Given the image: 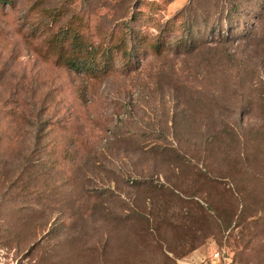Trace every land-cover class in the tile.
Segmentation results:
<instances>
[{
  "label": "rangeland",
  "instance_id": "rangeland-1",
  "mask_svg": "<svg viewBox=\"0 0 264 264\" xmlns=\"http://www.w3.org/2000/svg\"><path fill=\"white\" fill-rule=\"evenodd\" d=\"M55 9L67 11L52 23ZM72 16L103 47L132 32L107 76L59 60L49 36ZM171 187L178 197L166 200ZM156 196L186 226L162 230L161 257L119 250L123 231L100 209L140 198L149 212ZM86 206L94 217L72 233L70 210ZM215 252L214 264H264V0L0 4V264H182Z\"/></svg>",
  "mask_w": 264,
  "mask_h": 264
},
{
  "label": "trees",
  "instance_id": "trees-1",
  "mask_svg": "<svg viewBox=\"0 0 264 264\" xmlns=\"http://www.w3.org/2000/svg\"><path fill=\"white\" fill-rule=\"evenodd\" d=\"M2 3L12 5L13 0H0V4ZM66 11L67 10L63 9H55L54 11L48 13L47 16L52 20V23H54V21H57L59 17H63ZM72 17L73 18L64 27L60 28L58 32L50 34L49 36L51 37L50 42L53 43L54 48L58 49L59 60L62 61L70 70L81 73L92 79H100L107 76L109 74V63H111L112 57L111 49L113 48L117 51L123 49L122 45H125V43L131 39L132 32H126L127 34L122 37L124 39L119 42H115L111 48H108L107 46L103 47L99 44H93L87 37L83 36L80 33L82 23L81 18H79V16ZM182 45L185 47L187 45V41H183ZM158 48L159 46L157 45L156 49ZM136 187L137 192H140L139 185H136ZM158 190H161V188ZM158 190L155 189V192ZM176 192L177 190L173 187H171V189L165 188V199L170 200L171 198L174 199V197H178L175 196V194H178V192ZM148 199L150 202L147 203V205L152 206L149 212L145 206V201L147 199L143 200L137 198V200H134L131 204L129 201L125 202L119 199L123 206L118 214H111L108 209L106 214L104 210L100 209V215L101 219L113 221L114 225L123 231V235L117 240L119 250H123L124 247L125 249L127 247L130 249L131 247L136 250H149V252H151L150 249H153L155 250L154 252L161 257L162 230L174 229L175 227L183 226L185 224H180V218H171L172 215L167 214L166 212L167 208L161 212L164 207L162 204L160 206L161 200L157 196L154 200L150 198ZM138 201H140L141 204H133L135 202L138 203ZM164 203L167 204L166 202ZM93 210H95V206L71 209L69 214L71 222L68 224L67 229H69L72 233H81V230L83 231L82 223H86L94 217ZM211 211L213 213L217 212L214 209ZM203 213L204 212H202V214ZM207 214L209 213L205 211V215L203 214V217L207 216ZM218 219L222 220V218ZM184 221L185 220L182 219V222ZM187 221H191L190 217L187 218ZM185 229L187 230V232H185V236H187V233L189 234L192 228L186 227ZM104 237L109 238V232L104 234ZM99 246L101 251V263H103L106 256V250L109 247L108 240H101ZM113 246L114 245L111 244V248ZM165 257L168 258L167 255H165ZM222 259H228L229 262H231V257L226 254L222 255Z\"/></svg>",
  "mask_w": 264,
  "mask_h": 264
},
{
  "label": "crops",
  "instance_id": "crops-1",
  "mask_svg": "<svg viewBox=\"0 0 264 264\" xmlns=\"http://www.w3.org/2000/svg\"><path fill=\"white\" fill-rule=\"evenodd\" d=\"M209 261L210 264L217 263L215 260L211 258V255L205 256L200 253H194L182 264H209Z\"/></svg>",
  "mask_w": 264,
  "mask_h": 264
},
{
  "label": "built area",
  "instance_id": "built-area-1",
  "mask_svg": "<svg viewBox=\"0 0 264 264\" xmlns=\"http://www.w3.org/2000/svg\"><path fill=\"white\" fill-rule=\"evenodd\" d=\"M223 255V254H222ZM222 255H221V258H222ZM211 258L213 259V260H215L216 262H218L217 260L219 259V254L217 253V252H215V253H213L212 255H211ZM223 260H228V259H223Z\"/></svg>",
  "mask_w": 264,
  "mask_h": 264
}]
</instances>
